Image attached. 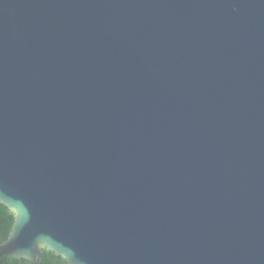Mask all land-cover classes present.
I'll return each instance as SVG.
<instances>
[{
  "label": "water",
  "instance_id": "95a60500",
  "mask_svg": "<svg viewBox=\"0 0 264 264\" xmlns=\"http://www.w3.org/2000/svg\"><path fill=\"white\" fill-rule=\"evenodd\" d=\"M0 258L264 264V0H0Z\"/></svg>",
  "mask_w": 264,
  "mask_h": 264
},
{
  "label": "flooded vegetation",
  "instance_id": "af4514ba",
  "mask_svg": "<svg viewBox=\"0 0 264 264\" xmlns=\"http://www.w3.org/2000/svg\"><path fill=\"white\" fill-rule=\"evenodd\" d=\"M10 215L6 219L4 217L3 212L0 211V244L4 243L8 239L9 234L11 232V230L9 232H6V227H7L6 224L10 221V218H11ZM12 221L14 223V218L12 219ZM0 264H60V263L58 262L57 259H51L49 261L48 260L45 261L44 255H43V259L40 263H34V262L26 261V260H18V259H12V258H6V259L0 258ZM61 264H64V263H61Z\"/></svg>",
  "mask_w": 264,
  "mask_h": 264
},
{
  "label": "trees",
  "instance_id": "16d2710c",
  "mask_svg": "<svg viewBox=\"0 0 264 264\" xmlns=\"http://www.w3.org/2000/svg\"><path fill=\"white\" fill-rule=\"evenodd\" d=\"M0 211L1 212H3V214H4V217L7 219L8 218V216L10 215V213H9V211L7 210V208L6 207H4V206H2V205H0ZM10 221L6 224V232H9L11 229H12V224H13V221H12V215H10ZM2 259H4V258H2ZM6 259V258H5ZM44 259H45V261L46 260H51V259H57L58 260V262L61 264V263H63V261H62V259L60 258V257H57V256H55V255H53V254H49V253H44Z\"/></svg>",
  "mask_w": 264,
  "mask_h": 264
}]
</instances>
